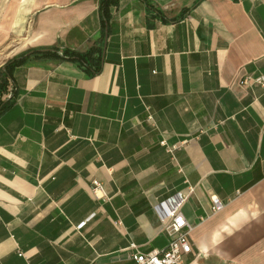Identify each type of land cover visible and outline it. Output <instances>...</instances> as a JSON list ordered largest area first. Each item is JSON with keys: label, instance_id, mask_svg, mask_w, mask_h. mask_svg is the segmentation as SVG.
Masks as SVG:
<instances>
[{"label": "crops", "instance_id": "obj_1", "mask_svg": "<svg viewBox=\"0 0 264 264\" xmlns=\"http://www.w3.org/2000/svg\"><path fill=\"white\" fill-rule=\"evenodd\" d=\"M198 1L122 0L103 26L99 0H0V68L104 38L92 78L58 60L14 73L0 264H137L167 248L155 207L176 196L186 264H264V86L243 84L264 77V0Z\"/></svg>", "mask_w": 264, "mask_h": 264}, {"label": "trees", "instance_id": "obj_2", "mask_svg": "<svg viewBox=\"0 0 264 264\" xmlns=\"http://www.w3.org/2000/svg\"><path fill=\"white\" fill-rule=\"evenodd\" d=\"M121 1L122 0H99V10L103 20V26H106L110 21L112 10L117 8ZM200 1L202 0H199L195 5ZM103 41L104 38L99 45L93 46L85 52H78L67 48L60 50L57 47L48 50L32 49L9 60L0 68V115L14 103L13 98L7 99V95L11 91L10 88L12 87L14 73L17 68L36 60L67 61L75 64L82 70L85 77L92 78L101 71Z\"/></svg>", "mask_w": 264, "mask_h": 264}, {"label": "built area", "instance_id": "obj_3", "mask_svg": "<svg viewBox=\"0 0 264 264\" xmlns=\"http://www.w3.org/2000/svg\"><path fill=\"white\" fill-rule=\"evenodd\" d=\"M251 81L264 86L263 76H259L257 78L246 77L243 84L249 85ZM162 145L166 146L167 151L171 154H174L177 150L176 146L168 147L165 142H163ZM95 187L97 190L102 189L97 183H95ZM176 197L178 198L177 202L168 214H163L161 212L165 202L155 207V210L161 216L162 222L164 223V232L169 238L167 248L162 251L156 250L146 254L137 252L134 255V260L137 264H186L187 256L192 253L190 237L194 228L185 218L181 210L185 200L183 198H179V196ZM212 203V211L214 213L223 208L222 203L217 197L212 198ZM136 248L137 247L134 244L131 245V249ZM20 256H22V254H20Z\"/></svg>", "mask_w": 264, "mask_h": 264}]
</instances>
